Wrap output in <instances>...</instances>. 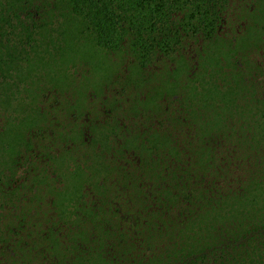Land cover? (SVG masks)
I'll list each match as a JSON object with an SVG mask.
<instances>
[{"label":"trees","instance_id":"1","mask_svg":"<svg viewBox=\"0 0 264 264\" xmlns=\"http://www.w3.org/2000/svg\"><path fill=\"white\" fill-rule=\"evenodd\" d=\"M231 7L232 0H0V207L4 185L36 182L59 198L51 207L63 226L31 229L30 213L0 211V236L28 248L35 233L51 251L55 242L75 244L77 256L98 249L103 264H264V58L248 63L230 41ZM81 41L130 59L146 100L128 108L114 98L96 117L86 96L69 100L75 138L60 131L59 139L78 147L71 170L92 169L69 203L60 198L68 184L39 166L54 157L46 145L21 169L29 153L7 147L29 150L33 133H42L34 113L46 119L49 110L41 98H55L51 108L70 88L48 72ZM85 234L87 244L77 239ZM51 251L36 249V264H61Z\"/></svg>","mask_w":264,"mask_h":264},{"label":"rangeland","instance_id":"2","mask_svg":"<svg viewBox=\"0 0 264 264\" xmlns=\"http://www.w3.org/2000/svg\"><path fill=\"white\" fill-rule=\"evenodd\" d=\"M263 10L264 8L258 0H232L229 20L225 25V29L227 36L232 38L230 41L238 46L239 51L246 56L243 57V60L245 61L246 59L248 63L252 62V59L257 63L263 62L264 46L261 42V34L264 26ZM75 34L71 36L70 40L73 39ZM245 45L246 48L244 47ZM68 48L69 51L67 49L61 57L57 56L58 64L56 63V66L52 68V71L55 70L56 72L49 71L48 73L51 80H53L56 75L64 76L61 84L70 88H67L68 90L61 94L63 97H59L58 102L53 104L51 108L50 105L55 101V98L51 95L41 98L42 102L39 103V106L47 107L49 113L46 119L38 116V112L34 113V117L37 116L35 121L38 123L37 126L41 127L42 133H33L34 136H31L29 150L25 144L15 145L14 150L7 147L10 151L21 152L23 157L29 153L28 163L23 162V160L19 161L22 163L20 166L21 169L23 164L26 166L35 165L38 162L36 158L39 154L38 150H42L46 145L48 152L51 151L50 154L54 157H49L50 159L45 156L41 157L39 166L45 169L46 175L49 173V180L56 182H61L62 180L63 184L66 183L65 176L68 175V172L62 168H58L56 162L70 161L71 156L77 155L78 153V150H76L78 147H73L72 145L67 146V144H65V149L59 139L60 131L75 138V136H71L70 131L72 130V132H74L73 119L76 118L74 115L76 112H74L72 107L68 108L69 100H71L73 104L74 99L82 97L83 100V97L86 96L84 98V105H87L86 110L90 109L93 111L92 113L95 117L97 116V110L100 109L98 106L102 107L103 110L107 109L109 112L112 99L114 98L121 100L125 99L124 102L127 103L128 108L135 106L139 107L143 105L146 100V92H144L145 87L142 88L143 83L139 81L140 78L138 77L140 72L130 59H122L120 55H109L84 41L76 42ZM238 49L235 51L236 56L240 53ZM229 61H231L233 67L236 66L235 68H237L239 66L236 58L233 57ZM101 72H104V75L97 79V74ZM157 76L161 77V74ZM158 81L159 78L153 80L154 83ZM135 85H139L140 88ZM100 88H102V91ZM136 88L139 90L137 95L140 94V96L136 95V99L139 101L133 103L136 99L129 101L127 96L131 95L130 92L135 95ZM59 92H61V90H59ZM86 92L96 93L90 96V94H85ZM84 114L87 115L86 113ZM85 115L82 114L80 120L86 119ZM75 127L77 126L75 125ZM53 133H56L55 139L52 136ZM81 135L83 136L84 133ZM80 149L84 150V147L81 146ZM42 155L43 154L40 153V156ZM62 172L64 173L63 175L61 174ZM22 177H24V175ZM22 181L23 180H21L18 185L17 182H13L10 189H8L7 185L3 186L4 192L2 195L4 201L0 207V211L14 213L15 215H17V211H26L30 213V218H27V220L31 229H46L49 227L48 222L55 223V229L57 230H59L60 227L63 229V226L58 223L57 214L54 212L55 210L51 207L54 202L59 201V198L57 199L54 197L55 195L53 196V193L49 194L48 192L46 196V192L41 191L44 187L36 182L32 183V181H30L26 188L27 182L25 181L22 183ZM117 185L114 184L112 188ZM13 188L17 190L14 191ZM53 199L54 202H51ZM29 201H32L33 205L28 204ZM129 218L131 217L129 216ZM37 235L38 234H35L33 237H30V239L25 240L30 244L43 242V240L39 239L40 236ZM43 248L46 250V252H44L45 254H50L48 251L51 250L47 246L36 249L40 251L43 250ZM51 259L52 258H49L47 262Z\"/></svg>","mask_w":264,"mask_h":264},{"label":"clouds","instance_id":"3","mask_svg":"<svg viewBox=\"0 0 264 264\" xmlns=\"http://www.w3.org/2000/svg\"><path fill=\"white\" fill-rule=\"evenodd\" d=\"M104 72L97 74V79L99 77L103 76ZM5 143L8 144L9 141L6 139ZM11 149H15V143L11 144ZM58 168H62L65 171L68 172V175L65 176V181L68 184V187L65 191L60 193V198L64 200L65 202H71L73 201L79 193L80 185L82 183L87 182V177L89 172L92 171L91 168L87 170L82 169H72V164L70 161H57L56 162ZM64 174L63 172L61 173ZM199 227V225H193L192 230L195 231V229ZM147 232L148 229H145ZM32 235H35L33 233ZM25 239H30V237H26ZM77 239L83 240L85 244L88 243L87 235H83L78 237ZM0 243L8 246V251H5L3 249H0V264H36V261L40 259L39 256H34L33 253L35 252L36 248L45 247L49 241H43L40 243H34L32 247H22L24 244V240L16 237L13 238L11 235H8L6 237L0 236ZM101 243L102 242H98ZM158 243V240H154L151 238H148L146 240V244L148 247H155V245ZM125 253H130L133 251L132 248H127L124 250ZM78 252V249L75 247V244L69 247H65L59 244V242H55V248L51 251L52 256H57L60 258L61 264H64V261L69 259L70 257H75L72 261V264H103V261L100 257L99 250L97 249V254H89L84 255L83 253H80L78 256L76 253ZM10 253H14L15 255H11Z\"/></svg>","mask_w":264,"mask_h":264}]
</instances>
